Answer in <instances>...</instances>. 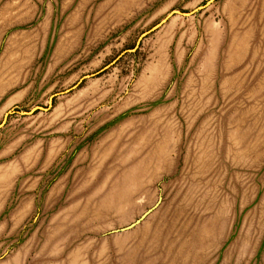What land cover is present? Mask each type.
Masks as SVG:
<instances>
[{
  "label": "rangeland",
  "instance_id": "rangeland-1",
  "mask_svg": "<svg viewBox=\"0 0 264 264\" xmlns=\"http://www.w3.org/2000/svg\"><path fill=\"white\" fill-rule=\"evenodd\" d=\"M0 264H264V0H0Z\"/></svg>",
  "mask_w": 264,
  "mask_h": 264
}]
</instances>
